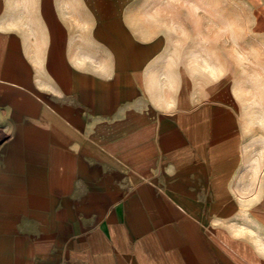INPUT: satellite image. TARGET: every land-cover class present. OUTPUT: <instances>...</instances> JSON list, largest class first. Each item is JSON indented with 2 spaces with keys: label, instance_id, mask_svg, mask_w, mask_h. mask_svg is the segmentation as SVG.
<instances>
[{
  "label": "crops",
  "instance_id": "0c3cea01",
  "mask_svg": "<svg viewBox=\"0 0 264 264\" xmlns=\"http://www.w3.org/2000/svg\"><path fill=\"white\" fill-rule=\"evenodd\" d=\"M173 27L143 0H0V225L30 264H264V136L181 81Z\"/></svg>",
  "mask_w": 264,
  "mask_h": 264
},
{
  "label": "rangeland",
  "instance_id": "374dc122",
  "mask_svg": "<svg viewBox=\"0 0 264 264\" xmlns=\"http://www.w3.org/2000/svg\"><path fill=\"white\" fill-rule=\"evenodd\" d=\"M143 1L148 13L162 14L165 22L174 24L176 57L167 60L180 72L181 81L229 89L233 111L249 120L250 133L264 136V20L256 15L254 1ZM11 225L10 219H2L3 258L7 263L30 264L28 257L43 251L17 249L15 243L21 240Z\"/></svg>",
  "mask_w": 264,
  "mask_h": 264
}]
</instances>
